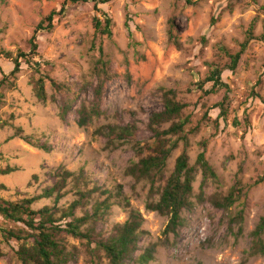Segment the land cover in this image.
Instances as JSON below:
<instances>
[{
	"label": "rangeland",
	"instance_id": "374dc122",
	"mask_svg": "<svg viewBox=\"0 0 264 264\" xmlns=\"http://www.w3.org/2000/svg\"><path fill=\"white\" fill-rule=\"evenodd\" d=\"M64 1L0 0V83L8 74L5 86L0 87V124L9 122L0 128V167L19 168L0 174V197L16 200L41 194L53 184L50 175L60 166L78 174L84 169L88 183L71 180L60 205L76 199L79 186L111 190L113 205L98 231L106 236L114 224L128 218L131 209H138L147 232L141 246L159 243L155 260L148 264H264V257L249 255L251 233L264 217V0H201L197 5H186L184 0H114L100 6L113 19L110 38L96 32L93 4H68L65 12L55 15L50 31L38 32L42 19L53 10L60 11ZM252 23L255 39L237 70L223 73L230 90L204 93L199 81L208 76L212 63L221 68L230 65V54L240 51ZM35 34L39 55L33 61L40 62L43 72L64 86L56 89L47 80L46 102L35 96L32 78L38 73L34 66L21 57V70L12 86L10 73L15 64L5 56V52L13 57L20 52L31 54ZM100 45L111 76L103 95L104 114L91 125L79 127L75 109L93 97V85L99 80L95 68ZM210 87L207 83L204 89ZM163 88L175 89L178 99L189 104L184 114L190 115L191 122L186 130L198 128L188 134L187 146L178 136L172 137L178 139V146L168 159L165 176L185 149L194 165L204 143L206 158L217 174V180H207L205 201L199 203L203 173L198 169L191 198L194 206L183 210L180 237L175 241L170 234L169 242L164 234L169 218L147 209L148 202L158 198L151 195L150 182L136 181L126 173L140 159L138 147L154 141L147 124L152 112L163 109ZM61 98L73 100L74 110L65 121L59 115ZM223 100L226 119L219 117L217 126L215 119L221 110L216 105ZM128 124L138 127L136 134L113 144L96 132L108 125ZM18 127L23 133L14 136ZM24 136L46 142L52 150L34 146ZM147 152L145 149L143 155ZM162 182L158 180L156 185ZM238 182L243 189L241 198L227 211L216 209L210 197L226 195ZM106 196L94 193L87 210ZM125 196L130 208L125 207ZM47 204H53L52 198L33 206L39 209ZM239 213L244 217L241 224L231 220ZM77 214L82 215L83 210ZM7 225L0 217V226ZM68 242L82 249L72 264H108L105 257L91 262L80 241L68 237ZM0 248L4 253L0 264H21L15 253L17 241H5L1 231Z\"/></svg>",
	"mask_w": 264,
	"mask_h": 264
},
{
	"label": "trees",
	"instance_id": "16d2710c",
	"mask_svg": "<svg viewBox=\"0 0 264 264\" xmlns=\"http://www.w3.org/2000/svg\"><path fill=\"white\" fill-rule=\"evenodd\" d=\"M114 0H65L60 11L53 10L45 18L42 19L37 27V31H50L55 25V15L63 13L68 4L91 3L97 11L94 17V26L96 32L107 35L109 38L113 36V19L108 12L101 9L102 4L111 3ZM186 5H197L201 0H184ZM264 8V5H263ZM100 15L103 19L100 18ZM255 23L250 25L246 38L242 43L240 51L230 54L231 63L227 67L221 68L219 64H211L208 76L199 81L197 84L200 90L206 94L217 93L221 89L227 92L230 85L223 79L224 70L228 69L235 72L239 66L242 56L248 49L254 35ZM36 31V34H37ZM36 34L32 38V52L26 54L20 52L19 56L13 57L12 53L5 52V56L10 58L15 67L11 71L13 81L11 85H15L17 73L21 70V60L23 57L34 66L38 77L32 78V85L35 96L38 100L46 102L48 100V92L46 89V81L49 80L56 89L62 86L47 72H43L42 64L33 61L35 55H39L38 44L36 43ZM264 41V36L261 37ZM101 56L97 60L95 74L98 82L93 85V97L87 102L84 101L80 107L75 109V122L79 127H86L94 122L96 117L104 114L102 109L103 95L105 94L106 82L110 79L109 62L103 59L102 45L99 47ZM28 55L30 58H27ZM2 70L0 65V71ZM8 74H4V79L0 85L5 86ZM207 83H211L208 90L204 89ZM163 109L152 112L149 117L147 129L151 132L153 143L143 147H138L140 159L126 169L127 175L135 178L136 181L148 180L151 184L150 192L153 197L158 196L147 204V209L158 212L169 218L165 227V242H169L170 234L175 237V241L180 237L182 226V212L194 206L192 201L193 183L196 173L200 168L203 173V181L200 192L197 197L199 203L205 201V186L208 179L217 180V174L206 158V144L203 150L198 154L196 163L190 164V157L186 149L176 158L174 168L169 176H165V168L168 159L173 150L178 146V139L185 142L187 146L188 134L195 133L198 128L194 127L187 131V126L191 122L190 115H185V110L189 107L188 103L178 99V93L175 89H162ZM227 96V95H226ZM226 100L228 97H226ZM0 103L1 97H0ZM220 116L215 119V124L219 125V117L226 119L227 109L225 101L219 102ZM73 100L61 98L59 103V115L62 120H66L69 112L73 111ZM208 116V113H206ZM169 124L168 127L165 125ZM9 125L8 121L0 124V128ZM107 128V131H103ZM98 129V134L108 137L109 144L115 143L116 139L127 140L132 138L137 131L135 124L124 126L108 125ZM23 129L17 128L14 136L22 135ZM14 136L10 137L12 139ZM173 136H178L177 140H173ZM29 143L44 149L47 152L52 147L46 142H33L28 137ZM145 149L148 152L145 153ZM17 166L0 167V174L7 175L17 171ZM53 184L46 187L41 194L34 196H26L16 200H9L0 197V217L7 226H0V231L5 241L10 242L16 240L18 248L15 253L21 264H72L77 262L82 249L78 245H70L68 237L76 239L85 247V252L89 255L91 262H100L102 257L107 258L108 264H148L155 260L159 243H150L144 248L141 246V240L146 230L143 229L145 221L142 213L138 209H131L128 218L122 223L114 224L106 236L104 232L98 231V225L101 220L105 219L113 205L111 199L115 196L109 189L94 187L93 189L77 187L76 195L78 196L69 205L62 206L60 201L69 193L67 189L71 180L76 183L84 180L86 183V172L84 169L76 173L64 166L51 173ZM37 178V175H34ZM158 180L162 182L156 185ZM240 182L236 183L226 195H213L210 197L212 205L218 210H229L242 196L243 189L239 187ZM99 192L100 195H107L104 200L97 199L91 210H87L88 202L93 198L94 193ZM119 195V191L116 193ZM52 198L53 204H47L39 209L34 208V204L43 199ZM99 198V197H97ZM129 198L125 196V207L130 208ZM79 209L83 210L82 215H78ZM244 217L239 213L231 220L241 224ZM242 230V227L239 228ZM264 217L261 218L256 228L252 231V243L250 246V256L264 257ZM4 253L0 248V257Z\"/></svg>",
	"mask_w": 264,
	"mask_h": 264
}]
</instances>
